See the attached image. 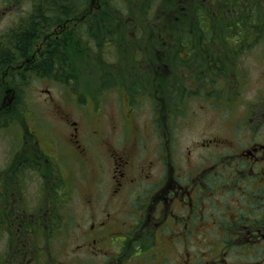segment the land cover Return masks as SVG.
I'll list each match as a JSON object with an SVG mask.
<instances>
[{"label":"flooded vegetation","instance_id":"flooded-vegetation-1","mask_svg":"<svg viewBox=\"0 0 264 264\" xmlns=\"http://www.w3.org/2000/svg\"><path fill=\"white\" fill-rule=\"evenodd\" d=\"M57 3L56 0H0V19L10 11L24 8L14 24L6 28L7 33L0 31V106L6 107L7 111L5 114L2 110L0 112V118L5 122L0 126L2 132H10L15 126L21 134L26 129L31 130L24 107L28 102L24 103V96L26 81L33 76L63 90L65 99H79V3L77 0ZM95 6L99 8L102 3L92 0L85 8L88 68L93 67L90 43L94 35ZM29 29L34 33H28ZM175 43L176 40L151 42L149 49L158 58H137L133 60L134 66L124 67L125 70L133 67L135 73L134 87L129 83L123 87L129 105L125 109L113 108L115 119L108 122L106 129H94L88 133L104 109L95 108L84 127L80 120L62 113L59 108L68 140L64 142L52 127L46 134L47 143L57 152L45 157L47 153L37 138L33 159L26 152L28 140L20 139L15 133L13 142L8 141L12 148L7 151L10 161L4 167L0 164V197H13L14 176L19 177L17 181L22 180L30 165L44 166L42 170L47 169L60 178L67 188L65 195L58 186L54 187V194L48 190L42 195L55 197L54 209L53 203L46 205L41 199L27 214L16 213L17 217H25L18 222L17 229L28 234L40 222L44 230L50 227L55 223L56 214L67 218H62L58 229L53 226L49 230L53 241L48 249L31 250L29 242L26 258H9V264H169L172 257L167 256V252L170 249L176 250L178 264H264L263 89L258 98L247 102L244 114L230 124L229 137L226 133L208 137L204 143L205 164L186 170L179 159L175 163L171 156L173 152L164 154L160 150L162 172L150 175L144 162L139 161L144 137L138 125V114L144 104L152 112L157 140L164 137L161 128L166 139H171L177 114L184 113L189 107L190 93L199 94L219 109L223 102L222 86L229 94V101L236 96V87L243 84L237 79L239 84L235 85L236 81L228 78L227 83L221 85L218 76L222 68L220 58L216 55L211 58L210 55L209 59L200 53L201 47L196 39L187 41L193 43V47L187 45L178 58L171 56ZM208 48L211 52L217 51L216 46ZM11 71L14 76H10ZM24 76H27L26 81ZM88 94L87 100L94 101L93 93ZM136 98L138 108L132 104ZM123 101L125 103L124 98ZM228 101L223 103L229 109ZM16 107L20 114L14 113ZM162 117L166 120L169 135L162 125ZM130 127L135 128V135ZM119 132L124 134L122 142L118 138ZM99 134L109 150L107 165L99 158L96 186L102 184L107 171L110 185L108 194L99 189L89 192L92 197L85 199L89 214L87 221L83 222L71 215L74 210L69 208L67 201L75 195L78 180L85 179L91 155L89 146ZM111 135L117 137L116 141H110ZM62 147L68 150L59 153ZM10 202L8 210L13 213L14 204L12 200ZM35 208L38 212L34 211ZM13 225L12 220L11 232ZM68 235L76 239L73 255L52 254L51 245L55 240H67Z\"/></svg>","mask_w":264,"mask_h":264},{"label":"rangeland","instance_id":"rangeland-1","mask_svg":"<svg viewBox=\"0 0 264 264\" xmlns=\"http://www.w3.org/2000/svg\"><path fill=\"white\" fill-rule=\"evenodd\" d=\"M68 0H57V4L65 3L67 4ZM114 7L116 12H121L124 16V20L126 23V31L128 32L129 42L124 50L126 54H128L131 60L140 59V58H151L155 59L158 58V55L153 53L150 48V44L152 43H161L166 36L168 40L172 41L175 40L176 43L174 44V51L172 52L171 56H175L178 58L179 56L183 55L182 51L187 49V41L197 40L199 42V46L201 47V53L205 54L209 59L210 55L211 58H214L215 52H211L208 46H216L217 50L219 49L221 52L229 51V47L232 45L227 44L226 42H215V38L218 34H216L213 30L217 23H214L215 17L210 18L212 15L214 16V10L212 6V0H185L186 3V11H183L184 8V1H179L178 5H175V10L178 14H181V18H177L176 23L171 22V18L173 16L172 10L173 8H167L165 5L164 0H108ZM262 6H264V0L261 1ZM89 3V2H88ZM86 3V4H88ZM197 3V10H194V13H190L189 11L193 9ZM82 5L77 10L80 11L86 5ZM128 5V6H127ZM210 10L211 12L207 17L198 14L199 11L202 13L203 9ZM24 8L22 7L20 10L17 9L15 12H8L5 16L0 19V31L4 30L7 33L6 28L10 25L14 24L17 17L22 14ZM110 11V10H109ZM6 13V12H4ZM3 13V14H4ZM2 14V15H3ZM174 14H176L174 12ZM149 15L151 18H149ZM191 15L192 18L196 17L197 19L194 21V24L197 23V28L203 24L204 20L211 19V24L208 23V26H211L212 29V38L207 39L204 38L203 31H201V36L199 32L194 30L188 32V34H184L182 31L183 27L190 25L189 22H186L188 16ZM201 20L200 23L198 20ZM170 22L171 24H168ZM108 24V23H107ZM123 24V25H125ZM111 26V25H110ZM108 26H102V28L97 29V35H99L98 43L103 45L104 39L112 40L111 33L107 35V37L100 38L103 36L104 32L110 28ZM207 24L205 25V27ZM213 27V28H212ZM200 29V28H199ZM117 27L113 29V32H117ZM112 32V33H113ZM174 32V33H173ZM178 32H182L181 34ZM95 33V32H94ZM96 34V33H95ZM166 34V35H165ZM171 34V37L169 36ZM132 36V37H131ZM182 36V37H180ZM237 38V37H236ZM256 38V40H253ZM99 39L101 41H99ZM205 39V40H204ZM251 43L249 45L247 43L235 41L234 45H236V49L234 53L230 54L228 58L231 67L230 71L226 72V76H229L230 79H234L235 85L237 83V79L240 81L242 80L243 84L236 87V96H234L231 100L228 101V92L224 89L222 90V100L223 102H227L230 105L229 109L226 104L222 102L221 108L216 109L214 104H211L210 101L203 99L197 93H190V104L189 107L184 111V113L177 114L176 123L174 125V129L172 130V138L166 139L165 131L161 128V134L163 139L157 140L154 132V123L153 118L151 116L152 112L150 107L147 104L143 105V109L140 114H138L139 123L138 125L143 131V148L142 154L139 158V161L144 165H146L147 174L154 175L159 172H162V160L160 156L161 153H171V156L175 159V163H177L178 159L181 161L182 168L188 170L190 167H198L200 165L205 164V156L206 146L204 143L208 140V137H211L216 134L226 133L227 137H229L230 131V124L233 122L235 118L239 115L244 114L245 109L247 108V102L251 100H255L258 98L261 93L262 89L264 92V25L261 29V32H255L252 36ZM213 41V42H212ZM114 42V40H112ZM79 46L82 45L79 43ZM91 50L93 57L95 56L96 52L100 55L101 59L99 60L102 68L107 67V62L102 61H114L113 53L115 52L116 46H113L108 52L102 49V47L96 48L94 45L91 44ZM240 48V49H239ZM207 49V50H206ZM87 60V57H86ZM224 60V59H223ZM87 63V61H85ZM229 63V64H230ZM84 65V61L82 62ZM223 66H226L228 62L222 61L221 63ZM134 68L132 67L128 71L125 70L127 74L124 73L122 70H114L111 73V76L115 80H124L125 82L130 83L131 76L134 78ZM10 76H14V71H11ZM16 76V74H15ZM32 76V75H31ZM24 81H26L27 76H24ZM39 78V77H38ZM9 80V76L7 78ZM225 80V77L223 78ZM238 80V81H239ZM226 81V80H225ZM232 81V80H231ZM27 82V90L25 93V101L27 103L24 105L26 109V119L28 121L29 127L31 130L27 131V129L21 134L17 132L20 130L17 126L13 127L10 132L8 131H0V164L5 166V163L10 161V157H8L7 151H9L12 147V136L15 133H18L19 138L22 140H28L29 144H27L26 152L34 159L35 152L37 151L36 148V140L39 138V143L43 151L47 154H44L45 157H49L51 153L54 151L57 152V149L53 151L51 146L47 143L46 134L48 133L51 127L59 134V137L66 142L68 137L66 135V126L60 121V113L58 111L61 108L62 113H68L69 116L72 118H76L81 121L84 127L87 126V121L91 119L90 117H86L83 113L80 112V109L84 113H88V109L90 108L89 104L85 103L84 101H80L76 103V106L73 102L66 100L62 96V91L53 84L50 83L48 85V81H39L36 77H32L30 81ZM99 83H101L99 81ZM231 83V82H230ZM103 88V85L101 84ZM131 87V86H130ZM191 84L189 88H191ZM50 88V89H48ZM106 88L107 94L105 92V99L103 100L106 102L101 109L103 110V115L98 116L96 122L93 124V127L88 133H91L92 130L98 129L103 130L106 129V125H108L109 121L115 119V114L113 112V108L122 109L124 104L123 98L125 99L126 105L125 108L128 107V97L123 94V90L117 91L116 88ZM120 92V94H119ZM100 98L104 97V93L101 92L99 95ZM108 100H107V98ZM2 99V96H1ZM4 101V100H3ZM8 101V99H7ZM30 104V107H29ZM133 104H137V98L134 99ZM135 106V105H134ZM120 107V108H119ZM138 108V107H137ZM2 110H6V107L0 108ZM9 114L11 115V108ZM227 110L229 112L227 113ZM14 113L20 114L19 108H14ZM162 125L166 128V120L162 117ZM169 135V129L166 128ZM32 131L33 134L30 132ZM130 131L133 135H135V128L130 127ZM3 133V135H1ZM141 138V137H140ZM110 141H116L117 137L111 135L109 137ZM123 133H121L120 141L122 142ZM173 140L175 141L173 143ZM171 148V150H170ZM67 148H60L59 153L67 151ZM90 150V160L88 161L87 170L85 174V179L78 180V189H75V195L67 201L69 203V208H72L74 211H71V215L77 218L78 220H83V222L87 221V216L89 214L88 207L85 203L86 197L90 196V191H96L97 189L101 190L103 194H108L109 189V179L106 177L107 172L104 174L105 178L102 184L96 186V168L99 164V158H102L106 165L108 164V145L105 143L103 136L101 134L97 135L94 138V142L89 146ZM66 155V154H65ZM15 154H13V157ZM206 157V158H204ZM7 158V159H6ZM17 162H14L16 164ZM77 166L80 169V166ZM30 168L24 172L22 176L24 178V184L20 185V181L15 180L11 188L13 189V197H0V207L2 208L5 204H10V200H12L14 204V208L18 210V213L22 212L24 207L28 208V206H32L35 203H38L39 200L44 199L45 204L48 205L53 203V209L56 207L55 202L52 200V197H42L44 193L48 190L53 194L54 187L58 186L63 195L67 193L66 184L61 181L60 178L57 176L50 174L47 169H44V166L38 165H30ZM65 169V168H64ZM79 172V171H78ZM23 180V179H22ZM103 197V196H100ZM101 208V206H100ZM15 214V213H14ZM55 223L51 224L50 227H45V233L42 232L37 236L35 232H31L33 235V244H39L41 247L48 249V246L53 241V238L50 240L46 239V236L49 230L53 227L62 225L63 219L67 218L60 216L59 214L55 215ZM3 217V214L0 215V219ZM43 225L40 222L36 228H40ZM66 238L55 240L54 244L51 245V253L52 254H60L61 257H68L69 254L72 256L74 253V247L76 246V239L74 236H70L67 238L66 243L64 244ZM49 244V245H48ZM5 248V237H0V252ZM5 250L1 252L4 254ZM171 255V261L169 264H178V259L175 249H170L167 252V256Z\"/></svg>","mask_w":264,"mask_h":264},{"label":"trees","instance_id":"trees-1","mask_svg":"<svg viewBox=\"0 0 264 264\" xmlns=\"http://www.w3.org/2000/svg\"><path fill=\"white\" fill-rule=\"evenodd\" d=\"M88 1L90 0H77V2H79L80 4L87 3ZM100 1L103 4H105L107 8L106 7L104 8L105 14L101 15V17L96 18L95 21L93 22V31L96 32L95 29H97V26L106 25L107 21H108V24H112L109 29L110 31H112L114 27L113 25L114 19L116 18V16L120 18L123 17V14L119 11L115 12L114 6L108 3L109 2L108 0H100ZM183 1H184L183 11L189 14L186 11V5H185L186 1L185 0ZM261 1L262 0H212V6L215 12H214V16L212 15L210 18L213 19L216 13V19H214V23L216 22L217 25L215 26V28H213V30L216 34H218L217 37H220L218 39L215 38V42L216 43L218 41L222 43L226 42L227 44L230 45L234 43L235 41L239 40L240 43L244 41L243 43L252 45L251 41L256 40V38L252 40L253 34L255 32H258V33L261 32V29L263 28V25H264V6H262ZM164 2H165V5H167V8H170V7L173 8L172 10L173 16L171 18V22L176 23L177 21H179L182 16L181 14H178L174 8L175 5L179 4V1L164 0ZM80 4L78 5V8H80ZM194 10L198 11L197 3H195V6L189 12L194 13ZM174 12L176 14H174ZM210 12H211L210 10L206 11V9L204 8L202 10V13H200L199 11L198 14H201L204 17L205 16L207 17V15H209ZM149 18H151L150 15H149ZM177 18H179V20H177ZM196 19H197L196 17L192 18V16L189 15L187 20L185 21L189 22L190 26L183 27L182 31H184V34H188V32L196 30L199 32L200 36H201V31H203L202 35H204V38L209 41V39L212 38L213 33H212V29H210L211 27H209L208 25L205 27V25L208 23L212 25L210 21L211 19L204 20L202 22L203 23L202 25L200 23L201 20L199 19L198 22L200 23V27L195 28L196 26L194 25V21ZM116 21L118 20L115 19V22ZM168 24H171V23L168 22ZM86 25L87 23L80 24V28H83L85 32H87V29H88V26ZM28 33L32 34L34 32L32 29L31 30L29 29ZM178 33L181 34L182 32H178ZM124 38L121 41V48H120V51L123 52L122 55H124V53L126 54L124 50V46L128 44L126 38L125 39ZM188 45L191 48L193 47V43L188 44ZM214 52L216 53V51ZM234 52H235V49H234V46L232 45V47L231 46L229 47V51L221 52V53H225V55H230ZM216 54L218 55V53ZM6 112L7 111H3L2 114H5ZM3 122H4L3 118H0V126ZM3 185L5 186V183H3ZM5 211H6V208H0V215L2 213H5ZM29 211L30 209H28L27 213ZM20 220L22 221L25 220V217L24 216H20V218L17 217L16 221H14V226L18 225V222ZM21 233L25 234L27 237L31 235V233L28 234L22 231ZM22 234H20V232L13 233V234H6L0 231V237L3 236L5 237V241H9V246L3 249V250L6 249V255H12L13 258H17L18 260L20 258L22 260L26 258V252L28 251L30 240L27 239V237L24 239V236ZM30 248L31 250L33 249V247H30ZM35 249L37 250L38 248L35 247ZM7 259H9L7 256H0V264H6Z\"/></svg>","mask_w":264,"mask_h":264}]
</instances>
